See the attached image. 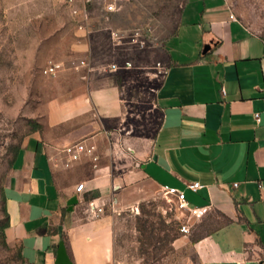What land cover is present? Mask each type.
Returning <instances> with one entry per match:
<instances>
[{
  "label": "crops",
  "instance_id": "1",
  "mask_svg": "<svg viewBox=\"0 0 264 264\" xmlns=\"http://www.w3.org/2000/svg\"><path fill=\"white\" fill-rule=\"evenodd\" d=\"M157 50L150 58L162 65L159 122L150 137L128 128L119 80L132 64L126 55H115L122 64L91 65L92 55L67 56L74 66L52 63L43 112L3 185L4 238L26 264H111L112 214L144 183L208 206L183 236L194 264H264V36L228 0H185ZM77 141L92 153L65 165L62 149ZM195 181L201 187L189 189Z\"/></svg>",
  "mask_w": 264,
  "mask_h": 264
},
{
  "label": "rangeland",
  "instance_id": "2",
  "mask_svg": "<svg viewBox=\"0 0 264 264\" xmlns=\"http://www.w3.org/2000/svg\"><path fill=\"white\" fill-rule=\"evenodd\" d=\"M184 1L0 0V264H26L1 229L3 185L14 148L43 112L44 89L53 83L43 69L54 62L74 66L70 55H92L87 61L96 66L122 64L125 59L115 55H126L132 64L119 80L128 128L150 137L159 122L154 91L162 73L150 55H157V45L174 30ZM228 1L264 36V0ZM109 4L115 9L108 10ZM139 194L112 214L111 264H194L192 244L179 230L172 202L145 183Z\"/></svg>",
  "mask_w": 264,
  "mask_h": 264
},
{
  "label": "built area",
  "instance_id": "3",
  "mask_svg": "<svg viewBox=\"0 0 264 264\" xmlns=\"http://www.w3.org/2000/svg\"><path fill=\"white\" fill-rule=\"evenodd\" d=\"M108 10H114V6L112 4H109L107 6ZM73 12H76V9L73 10ZM58 65L51 64L48 65L45 69H43V72L46 74H53ZM255 119L258 121L259 117L256 113ZM92 145H88L84 141H77L75 143L66 145L62 151L67 154V162L65 165H68L70 161L76 160L80 157L81 154L92 153L93 150ZM83 187V183H79L76 186V191H80ZM187 187L191 190H196L201 187V184L197 181L190 182L187 184ZM161 191L164 194V196L172 202L174 210L177 212V219L180 221V227L179 230L183 234H187L190 232L191 226L199 220L208 210V206H194L191 205L185 195V192L181 189H178L176 187L163 185L161 186Z\"/></svg>",
  "mask_w": 264,
  "mask_h": 264
},
{
  "label": "water",
  "instance_id": "4",
  "mask_svg": "<svg viewBox=\"0 0 264 264\" xmlns=\"http://www.w3.org/2000/svg\"><path fill=\"white\" fill-rule=\"evenodd\" d=\"M209 47H210V44H206L205 45V48H209ZM76 202H77L76 197L75 196H72V197H70L68 199L67 204L69 205V208H71L72 205L75 204ZM58 262H61V263L65 262V260H64V254L62 252L58 254Z\"/></svg>",
  "mask_w": 264,
  "mask_h": 264
},
{
  "label": "trees",
  "instance_id": "5",
  "mask_svg": "<svg viewBox=\"0 0 264 264\" xmlns=\"http://www.w3.org/2000/svg\"><path fill=\"white\" fill-rule=\"evenodd\" d=\"M32 128H35V126L32 127ZM16 149H17V146L14 148L13 154L16 152ZM3 198H4V196H3ZM3 212H4V218H5V220H4V223H3L2 226H1V229L3 230V235H4V228L9 224L8 214H7V212H6L5 206L3 207ZM4 239H5V238H4ZM19 254H20V256H21L20 249H19ZM21 257H22V256H21Z\"/></svg>",
  "mask_w": 264,
  "mask_h": 264
}]
</instances>
